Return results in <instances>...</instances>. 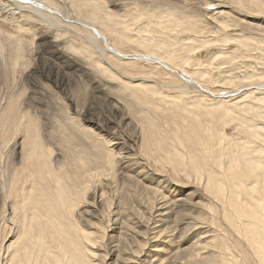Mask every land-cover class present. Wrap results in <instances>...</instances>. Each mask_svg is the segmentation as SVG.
Segmentation results:
<instances>
[{
    "label": "bare ground",
    "instance_id": "bare-ground-1",
    "mask_svg": "<svg viewBox=\"0 0 264 264\" xmlns=\"http://www.w3.org/2000/svg\"><path fill=\"white\" fill-rule=\"evenodd\" d=\"M2 100L0 264H264V0H0Z\"/></svg>",
    "mask_w": 264,
    "mask_h": 264
},
{
    "label": "rangeland",
    "instance_id": "rangeland-1",
    "mask_svg": "<svg viewBox=\"0 0 264 264\" xmlns=\"http://www.w3.org/2000/svg\"><path fill=\"white\" fill-rule=\"evenodd\" d=\"M3 103H4V100H2V102L0 103V106H2ZM16 140L18 141V143H20V140L18 138Z\"/></svg>",
    "mask_w": 264,
    "mask_h": 264
}]
</instances>
